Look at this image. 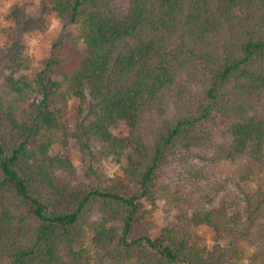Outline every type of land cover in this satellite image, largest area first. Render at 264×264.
<instances>
[{
  "label": "trees",
  "instance_id": "obj_1",
  "mask_svg": "<svg viewBox=\"0 0 264 264\" xmlns=\"http://www.w3.org/2000/svg\"><path fill=\"white\" fill-rule=\"evenodd\" d=\"M27 8L0 46V264H240L241 241L264 264V0ZM48 14L61 32L31 77ZM158 199L176 215L153 237Z\"/></svg>",
  "mask_w": 264,
  "mask_h": 264
},
{
  "label": "rangeland",
  "instance_id": "obj_2",
  "mask_svg": "<svg viewBox=\"0 0 264 264\" xmlns=\"http://www.w3.org/2000/svg\"><path fill=\"white\" fill-rule=\"evenodd\" d=\"M40 1L41 0H39L37 3V0H0V46H3L7 39L5 29H9L12 26L11 22L6 19V15L9 13L11 6L13 4L27 3L28 12L38 14L40 12ZM54 20L59 21L55 14H48L46 16L47 27L36 32L35 34L26 37L29 47L28 55L31 60V69L29 72L31 77H33L35 72H37L42 67V62L49 57L52 44L58 39V36L61 32L60 22L58 29L51 28ZM33 41L35 43H33ZM69 107L70 118L71 121L74 122L77 115L78 102L72 98L69 102ZM54 149L57 151L58 147L55 146ZM71 158L77 168V173L79 176L83 177L85 170L84 166L86 165L87 161L84 159L77 146L71 147ZM88 163L89 162H87V164ZM182 169L183 168H179V166H177V169L174 172L169 173L170 178H177L179 170ZM98 170L105 172L109 176L122 175L120 165L112 162L110 159H103L99 164ZM189 181H192L191 175H188L184 178L185 184H188ZM169 207L170 206H166V202L163 199L157 200V207L153 214V221L155 223L151 233L153 237L158 235L160 230L165 225L174 221L176 211L174 209H170ZM98 215L99 214L97 211H94V213L91 215V218L96 219L98 218ZM196 232L199 236L207 241L208 245L211 246L213 244V235L206 226L198 228ZM239 249L242 255L240 264H251L253 248L247 242L241 241L239 243Z\"/></svg>",
  "mask_w": 264,
  "mask_h": 264
},
{
  "label": "clouds",
  "instance_id": "obj_3",
  "mask_svg": "<svg viewBox=\"0 0 264 264\" xmlns=\"http://www.w3.org/2000/svg\"><path fill=\"white\" fill-rule=\"evenodd\" d=\"M38 2H39V0H37V3ZM58 27H59V21L54 20L53 23H52V25H51V28L52 29H58ZM33 43H35V42L33 41Z\"/></svg>",
  "mask_w": 264,
  "mask_h": 264
}]
</instances>
